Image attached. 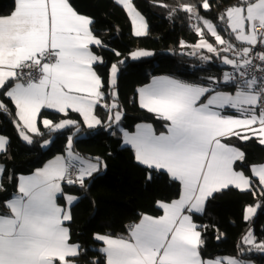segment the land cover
Segmentation results:
<instances>
[{"label":"snow or ice","instance_id":"snow-or-ice-1","mask_svg":"<svg viewBox=\"0 0 264 264\" xmlns=\"http://www.w3.org/2000/svg\"><path fill=\"white\" fill-rule=\"evenodd\" d=\"M13 2L12 11L0 16V95L16 109L12 123L21 140L30 145L34 136H43L41 124L50 133L67 128L79 131V122L71 119L38 121L43 108L65 116L71 110L92 129L104 124L95 114L101 106L107 112L108 127L119 122L123 113L115 102V85L123 61L111 65L108 86L113 102L102 104L106 100L104 84L94 65L104 61L90 46H107L93 34L91 18L79 14L70 0ZM116 2L131 18L133 34L146 35L147 24L131 0ZM199 8L210 10L209 0H201L199 5L179 3L169 17L180 11L202 24L192 25L200 39L191 46V54L203 49L212 55H201L202 61L215 56L223 65L231 66L233 71L225 72L222 82L233 85L235 93L217 91L214 85L221 81L212 76L208 85L159 78L137 90L139 106L164 120L166 133L156 135L150 125L138 126L136 133H124V142L134 149L139 164L166 171L172 180L179 181L181 195L171 203L158 202L164 214L158 218L143 215L139 223L129 227L127 238L94 233L93 239L102 242L99 251L105 255L106 264H242L234 258L204 259L200 251L204 241L198 230L201 226L191 213H202L214 193L230 187L256 194L252 179L233 167L245 154L222 143V138L248 141L255 137L264 145V51H255L258 46L264 48V0H238L220 17H226L227 27L241 47L224 39L211 21L199 15ZM204 29L215 45L205 38ZM180 46L188 45L181 41ZM149 55L145 50L131 53L134 60ZM255 71L262 75L257 77ZM227 109L237 114L226 115ZM0 112L11 114L3 101ZM8 143V138L0 136V154L7 151ZM49 143L44 140L42 146ZM72 143L69 136L67 158L56 156L32 176L21 177L19 195L5 202L9 212L0 214V264H77L80 257H86L79 244L70 242L69 229L63 226L64 221L72 219L70 208L79 197L64 194L61 182L85 188V178L98 172L103 161L96 157L93 163L73 153ZM3 171L0 167V174ZM252 174L264 186V165L253 166ZM147 178H152L151 172ZM259 191L264 195V187ZM58 194L65 196L69 210L58 206ZM255 211L247 206L245 221ZM242 240L251 246L249 250L264 252V241L257 242L251 231ZM89 264L100 262L91 260Z\"/></svg>","mask_w":264,"mask_h":264},{"label":"trees","instance_id":"trees-1","mask_svg":"<svg viewBox=\"0 0 264 264\" xmlns=\"http://www.w3.org/2000/svg\"><path fill=\"white\" fill-rule=\"evenodd\" d=\"M255 1V0H254ZM74 9L81 15L91 18V30L107 46L92 47V51L103 58L104 63L94 65V70L102 78L106 100L101 103L111 104L113 98L108 86L111 65L123 61L119 65L115 85L116 98L122 110V127L132 131L137 124L147 123L154 127L156 133L166 130L165 121L155 114L142 109L138 104L137 89L146 85L154 77H168L188 84L208 85V77H216L221 83L214 85L216 90L234 92L235 87L225 85L222 77L227 68L218 58L202 61L201 55L212 54L197 52L191 54V46L198 37L192 25L199 21L189 20L188 14L177 11L171 18L169 12L179 3L199 5L201 0H132L133 6L141 13L149 31L144 36H134L132 26L124 8L114 0H70ZM210 10L199 8V15L211 21L226 40L235 41L231 29L227 27L226 17L220 19L225 10L238 3V0H209ZM160 5H167L162 7ZM13 0H0V16H7L13 9ZM205 31V37L215 45L214 39ZM184 41L187 47H181ZM245 46V45H244ZM115 50V51H113ZM145 50L149 56L132 59L131 53ZM264 51V48L257 50ZM115 52H119L117 56ZM0 101L8 106L11 114L0 112V136L8 138L7 151L0 154L1 174L0 214H6L5 202L17 194L18 177L32 174L42 167L46 161L66 155L67 138L73 137L71 151L93 162L99 157L100 172L85 178V188L62 185L64 194L79 197L70 208L72 219L66 224L69 229L70 242L79 244L86 251V257H80L77 264H89L98 260L106 264V257L99 251L102 243L93 239L94 233L112 237L125 236L131 225L143 215L158 217L162 214L158 202L168 203L177 199L181 192L178 181L171 179L168 173L148 169L135 160L134 151L122 143L120 133L115 129V123L108 127L106 110L97 106L95 114L104 124L94 129L84 126L81 118L73 112L61 115L43 110L39 120L44 118L58 122L71 119L79 122V131L75 128L62 129L50 133L41 127L43 136H34L33 143L27 144L17 134L12 123L15 119V109L12 102L0 95ZM44 140H49L48 148H43ZM227 145L242 151L245 156L242 161L233 165L235 171H242L252 179L256 194L251 191H241L230 187L210 197L201 214H192V218L201 231L204 244L200 249L204 259H223L237 257L250 264H264V252L256 251L243 244L242 238L251 231L257 242L264 241V195L259 191L257 180L251 174L253 165L264 163V145L253 138L248 141L236 137L224 139ZM106 164V167L104 165ZM151 172V179L148 175ZM64 196V195H63ZM63 204V197L58 198ZM247 206L256 209L255 214L247 221L244 219ZM206 226V227H205ZM219 237V239L217 238Z\"/></svg>","mask_w":264,"mask_h":264},{"label":"crops","instance_id":"crops-1","mask_svg":"<svg viewBox=\"0 0 264 264\" xmlns=\"http://www.w3.org/2000/svg\"><path fill=\"white\" fill-rule=\"evenodd\" d=\"M115 2H116V0H114ZM131 2H132V0H131ZM255 2V1H254ZM117 3V2H116ZM118 4V3H117ZM118 5H120V4H118ZM120 6H122V5H120ZM123 7V6H122ZM125 10V9H124ZM126 11V10H125ZM126 14H127V11H126ZM128 15V14H127ZM129 17V16H128ZM129 19H130V22H131V18L129 17ZM145 20V19H144ZM145 23H146V21H145ZM131 26H132V34H133V25H132V22H131ZM90 27H91V25H90ZM258 27V26H257ZM148 31H149V28H148V26H147V31H146V34L148 33ZM134 35V34H133ZM135 36V35H134ZM240 43V42H239ZM246 46V45H245ZM92 47H94V46H90V50L92 49ZM96 47V46H95ZM92 51V50H91ZM159 78H168V77H162V76H159V77H154V78H152L151 80H150V82L149 83H147L146 85H144V86H142V87H140V88H144V87H146V86H148V85H151L152 83H153V80L154 79H159ZM140 88H138V89H140ZM137 89V90H138ZM217 91H221V92H227V91H222V90H217ZM228 93H230V94H234L235 93V91L234 92H228ZM137 99H138V104H139V94H138V92H137ZM14 109H15V107H14ZM43 110H48V111H52V112H56L54 109H48V108H43V109H41V112L43 111ZM146 110V109H145ZM15 111H16V109H15ZM68 112H71V110H68ZM57 113V112H56ZM74 113V112H73ZM58 114H60V113H58ZM79 117H80V115L78 114V113H76ZM153 114H155V113H153ZM225 114L226 115H236L237 113H235V111L234 110H232V109H227L226 111H225ZM61 115H64V114H61ZM156 115V114H155ZM81 118V121H82V123H83V119H82V117H80ZM68 119V118H67ZM38 120H39V116H38ZM61 121V120H60ZM59 122V121H58ZM84 124V123H83ZM42 125V124H41ZM145 125H150V124H147V123H140V124H137L135 127H134V129L132 130V131H126V130H124L123 129V127H122V119L119 121V122H116L115 123V129L120 133V135H121V138H122V143H123V145L124 146H127V147H130L133 151H134V149L131 147V145H129V144H125V136H124V133H129V134H134V133H136L137 132V130H138V126H140L141 128L143 127V126H145ZM84 126L86 127V128H88L85 124H84ZM151 126V129H152V131H153V133L154 134H156V135H160L161 133H156L155 132V129H154V127L152 126V125H150ZM98 127V126H97ZM96 127V128H97ZM42 128H43V126H42ZM89 129V128H88ZM92 129H94V128H92ZM162 133H166V130L164 131V132H162ZM255 138V137H254ZM256 139V138H255ZM223 138H222V143H224L223 142ZM135 154V153H134ZM58 156H64L65 158H67V153H66V155H58ZM56 157V156H55ZM55 157H53V158H51V159H49L48 161H50V160H53ZM48 161H46L45 162V164L48 162ZM236 162V161H235ZM234 162V163H235ZM44 164V165H45ZM44 165L42 166V167H40V168H38V169H41V168H43L44 167ZM141 165V164H140ZM234 165V164H233ZM261 165H264V163L263 164H260V165H253V166H256L257 168L259 167V166H261ZM142 166H145V165H142ZM252 166V167H253ZM145 167H147V166H145ZM252 167H251V174H252ZM37 170V169H36ZM36 170L32 173V174H30V175H26V176H19L18 177V184H19V180H20V178L21 177H29V176H32L35 172H36ZM164 172H166V171H164ZM167 173V172H166ZM252 176H253V174H252ZM254 177V176H253ZM87 178V177H86ZM256 180H257V183H258V185H259V187L261 188V187H264V186H262V185H260L259 184V180H258V177H254ZM179 182V181H178ZM62 183V185H63V181L61 182ZM180 184V183H179ZM0 185H1V174H0ZM181 186V185H180ZM17 190H18V185H17ZM19 195V191H17V194L15 195V196H18ZM180 195H181V192H180ZM180 195H179V197L177 198V199H175V200H179V198H180ZM14 196V197H15ZM63 197V201H64V203L63 204H60V203H58V198H60V197ZM174 201V200H173ZM172 202V201H171ZM171 202H168V203H171ZM76 203V201L73 203V205ZM57 204H58V206H60L61 208H63V209H65V210H69V206L67 205V203H66V200H65V196H63V195H61V194H58L57 195ZM72 205V206H73ZM71 206V207H72ZM6 208V207H5ZM161 209V211H162V214L160 215V216H162L164 213H163V209L162 208H160ZM204 211V210H203ZM8 212H9V210L6 208V214H8ZM203 213V212H202ZM185 214H189V213H187V212H185ZM192 214H201V213H191V215ZM255 214V212L253 213V214H251V216H253ZM160 216H158V217H160ZM152 217V216H151ZM158 217H153V218H158ZM142 218V217H141ZM140 218V219H141ZM140 219L136 222V223H134V224H137V223H139L140 222ZM69 221H64L63 222V226L64 227H66V228H68L67 227V223H68ZM133 224V225H134ZM132 226V225H131ZM128 235H129V229H128V233H127V235H125V236H123V237H125V238H127L128 237ZM114 238H116V237H114ZM102 243V242H101ZM243 244L245 245V246H248V247H250V245H248V244H245L244 242H243ZM228 258H234V259H236V260H238V261H241V259H239V258H237V257H226V258H223V259H220V260H227ZM242 262V264H250V263H248V261L247 262H245V261H241Z\"/></svg>","mask_w":264,"mask_h":264},{"label":"rangeland","instance_id":"rangeland-1","mask_svg":"<svg viewBox=\"0 0 264 264\" xmlns=\"http://www.w3.org/2000/svg\"><path fill=\"white\" fill-rule=\"evenodd\" d=\"M257 31L259 32V31H261V30H257ZM209 35H210V34H209ZM205 38H206V37H205ZM212 38H213V37H212ZM206 39L208 40V42L213 43V42H211L208 38H206ZM213 39H214V38H213ZM217 47H219V46H217ZM237 47H239V46H237ZM259 48H261V47L258 46V47H257V50H258ZM190 50H191V53L194 51V49H193L192 47H191ZM200 51H201V52H205V53H207V51H206V50H203V49H202V50H197L196 53H197V52H200ZM227 55H229L230 58H232V57H231V53H229V54H227ZM224 66H225V67H230V70H229V68H227V72H231V71H233V69H232L231 66H229V65H224ZM48 145H49V144H48ZM48 145H47V146H43V148L47 149V148H48ZM92 162H93V161H92ZM73 163H76V162L73 161ZM93 163H95V162H93ZM101 166H102V165H100V168H101ZM100 172H102V171L99 170V173H100ZM241 261H242V260H241ZM248 263H249V262H248Z\"/></svg>","mask_w":264,"mask_h":264},{"label":"built area","instance_id":"built-area-1","mask_svg":"<svg viewBox=\"0 0 264 264\" xmlns=\"http://www.w3.org/2000/svg\"><path fill=\"white\" fill-rule=\"evenodd\" d=\"M257 30H261V29H260L259 27H257ZM255 51L258 52V51H257V47H256ZM231 57H232V54H231ZM255 63H256V64H259L260 62H259L258 60H256ZM228 68H229V70H230V67H228ZM254 74H255L257 77H259L260 75H262V73H260L259 71H255Z\"/></svg>","mask_w":264,"mask_h":264}]
</instances>
